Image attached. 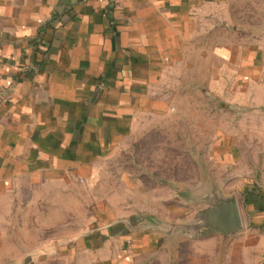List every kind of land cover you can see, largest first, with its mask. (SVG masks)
<instances>
[{
  "label": "crops",
  "instance_id": "obj_1",
  "mask_svg": "<svg viewBox=\"0 0 264 264\" xmlns=\"http://www.w3.org/2000/svg\"><path fill=\"white\" fill-rule=\"evenodd\" d=\"M222 1L0 0V264L21 260L4 224L12 203L60 180L89 179L135 137L140 119L170 111L165 85L187 62L197 13ZM251 189L239 202L241 234L263 235L264 186ZM187 208L184 199L163 213L120 217L106 208L104 222L68 248L83 264H183L190 242L195 264H230L241 234L223 249L218 236L188 240L161 229L198 210L178 218Z\"/></svg>",
  "mask_w": 264,
  "mask_h": 264
},
{
  "label": "rangeland",
  "instance_id": "obj_2",
  "mask_svg": "<svg viewBox=\"0 0 264 264\" xmlns=\"http://www.w3.org/2000/svg\"><path fill=\"white\" fill-rule=\"evenodd\" d=\"M197 18L187 62L167 78L170 111L140 119L135 137L89 179L60 180L12 203L4 224L19 264L23 253L24 264H83L68 247L104 222L106 208L120 217L163 213L186 198L181 219L194 214L201 191L243 204L264 186V0H225ZM182 248V263H197L194 244ZM230 264H264V234L246 228L230 246Z\"/></svg>",
  "mask_w": 264,
  "mask_h": 264
},
{
  "label": "water",
  "instance_id": "obj_3",
  "mask_svg": "<svg viewBox=\"0 0 264 264\" xmlns=\"http://www.w3.org/2000/svg\"><path fill=\"white\" fill-rule=\"evenodd\" d=\"M184 200L188 205V199ZM192 201L198 209L193 217L180 224H160L163 225L161 229L173 237L188 240L218 236L223 249L244 231L242 212L236 197H219L215 192L201 191Z\"/></svg>",
  "mask_w": 264,
  "mask_h": 264
}]
</instances>
